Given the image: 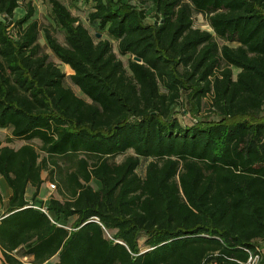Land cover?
I'll use <instances>...</instances> for the list:
<instances>
[{"label":"trees","instance_id":"1","mask_svg":"<svg viewBox=\"0 0 264 264\" xmlns=\"http://www.w3.org/2000/svg\"><path fill=\"white\" fill-rule=\"evenodd\" d=\"M69 1L92 4L118 54L62 0L43 2L63 43L30 1L0 0L6 264L23 248L33 264H264V0ZM184 95L199 109L209 98L219 121L182 125ZM46 181L59 198L44 212L26 192Z\"/></svg>","mask_w":264,"mask_h":264},{"label":"rangeland","instance_id":"2","mask_svg":"<svg viewBox=\"0 0 264 264\" xmlns=\"http://www.w3.org/2000/svg\"><path fill=\"white\" fill-rule=\"evenodd\" d=\"M27 2H31L33 4V6L35 7V11H36V16L35 19L41 24L42 27H49L52 32L54 33V35L58 38V40L60 42L63 43V36L62 34L57 31L54 28V24L53 21L51 19V15H50V6L48 4H45L43 2V0H26ZM63 3H65L72 11V13L77 16L86 27H88L91 31L92 34H100L101 38L103 39H110L112 41V43L115 45V52L118 54L117 52V43L114 42L108 35L106 32H97V29L91 27V25L88 22V15L92 10V4H85V3H79V4H71V2L69 0H62ZM25 3H22L21 8L19 10H17L16 12V17L20 18L25 14ZM148 11V12H147ZM146 11V15L148 16V18H146V22L148 23H153L154 19L150 18L152 17V11L151 10H147ZM195 27L203 30V31H208L212 33V29L209 26L207 20L204 18L203 15H196L195 16ZM220 44H223V41L218 40ZM40 43L41 45L44 46L45 50H48L46 45H45V39L43 34L41 35L40 38ZM119 58L125 63V65L127 66V57H122L119 55ZM52 59L55 60L56 62L57 59L52 55ZM58 65L60 66V69L63 73H65L67 76H70L73 74L72 71H69L65 65H62L58 62ZM67 85L70 86L74 92L76 93L77 96L85 98V96L81 93V91L73 86L70 81H67ZM208 100H206V104L204 106V108H197L194 106V104H192V102L187 99V97L184 95L182 102L177 105L174 108L173 114L172 116L176 117L184 126H188V125H193L196 124L198 122H211V121H219V117L214 114L211 109H210V99L207 98ZM264 115V112H263ZM10 135V131H1L0 130V137L1 139H3L4 141H6L7 137ZM33 145L37 148V150H40V142L39 141H34L32 142ZM24 142H14L11 143V147L14 148H18L20 145H23ZM125 158V156H121L118 157L116 159V162H121L123 159ZM43 177L44 179L48 178V174L46 172L43 173ZM52 184V182L50 181H46L44 183V190L42 193L43 197H46V199L49 201V199H51L52 197H56L59 198L58 192H57V187L56 190L52 191L49 188V185ZM94 188L98 187V184L96 182L92 183ZM31 189V188H30ZM109 236V235H108ZM143 242V240H141V243ZM258 249L259 251H261L262 255L264 254V243H259L258 244ZM255 260V262L253 263V261ZM252 264H257L258 259H253Z\"/></svg>","mask_w":264,"mask_h":264},{"label":"crops","instance_id":"3","mask_svg":"<svg viewBox=\"0 0 264 264\" xmlns=\"http://www.w3.org/2000/svg\"><path fill=\"white\" fill-rule=\"evenodd\" d=\"M1 131H6V130H1ZM4 145H7V144L4 143ZM23 145H20L18 148H20ZM18 148H15V149H18ZM43 190H44V185L41 187L37 198L34 199L33 195L35 192V188L32 186H29L26 192V200L28 202H33L37 207H44L47 204L48 200L46 199V197L42 196ZM12 196H13V192L11 188L9 187L7 182L3 179V177L0 175V220L2 219L3 216L7 214L9 210V203H10ZM25 250L26 248L18 249L12 255L15 258H17L19 261H21L23 264H33L34 257L24 254ZM57 262H58V257L55 256L44 264H56ZM0 264H6L5 259L3 257V251L1 248H0Z\"/></svg>","mask_w":264,"mask_h":264},{"label":"built area","instance_id":"4","mask_svg":"<svg viewBox=\"0 0 264 264\" xmlns=\"http://www.w3.org/2000/svg\"><path fill=\"white\" fill-rule=\"evenodd\" d=\"M49 188H50L52 191H54V190H56V185L52 183V184L49 185ZM35 208L40 209V208H38V207H35ZM40 210H42V211L45 212V209H40ZM255 259H258V257H256ZM252 261H253V260H250V262H251L250 264H252ZM254 262H255V260L253 261V263H254Z\"/></svg>","mask_w":264,"mask_h":264},{"label":"water","instance_id":"5","mask_svg":"<svg viewBox=\"0 0 264 264\" xmlns=\"http://www.w3.org/2000/svg\"><path fill=\"white\" fill-rule=\"evenodd\" d=\"M97 37H98V38H101V35H100V34H97ZM134 60H135L136 62H141V60H140L139 58H134Z\"/></svg>","mask_w":264,"mask_h":264}]
</instances>
